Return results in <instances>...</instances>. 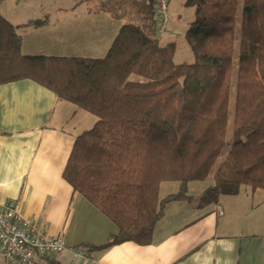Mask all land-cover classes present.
I'll list each match as a JSON object with an SVG mask.
<instances>
[{
  "label": "trees",
  "instance_id": "trees-1",
  "mask_svg": "<svg viewBox=\"0 0 264 264\" xmlns=\"http://www.w3.org/2000/svg\"><path fill=\"white\" fill-rule=\"evenodd\" d=\"M122 1L133 22L121 25L102 57L25 54L0 10V84L32 79L96 117L77 136L63 176L119 226L107 245L149 244L167 201L193 198L188 183L208 178L230 130L233 141L199 205L243 186L264 192V0H187L195 7L186 32L195 61L179 64L176 43L160 42L157 0ZM165 181H179L180 190L161 198Z\"/></svg>",
  "mask_w": 264,
  "mask_h": 264
},
{
  "label": "crops",
  "instance_id": "crops-1",
  "mask_svg": "<svg viewBox=\"0 0 264 264\" xmlns=\"http://www.w3.org/2000/svg\"><path fill=\"white\" fill-rule=\"evenodd\" d=\"M91 2L2 0L0 10L16 25L25 54L102 57L118 31L109 13L88 7ZM84 4L87 9L78 10ZM95 122V116L32 79L0 84V200L16 202L31 222L65 235L69 247L54 256L56 263L264 264V192L247 190L251 200L259 195L254 206L260 209L252 230H238L249 223L231 215L247 203L242 189L221 196L218 203L194 201L213 178L190 181L191 200L167 201L151 243L107 245L119 226L63 176L77 136ZM174 182L161 183V198L180 190L181 183L177 192L169 191ZM75 246L87 254L75 255ZM0 259L7 264L1 254Z\"/></svg>",
  "mask_w": 264,
  "mask_h": 264
},
{
  "label": "rangeland",
  "instance_id": "rangeland-1",
  "mask_svg": "<svg viewBox=\"0 0 264 264\" xmlns=\"http://www.w3.org/2000/svg\"><path fill=\"white\" fill-rule=\"evenodd\" d=\"M187 0H169L168 3V21L166 23V29L162 31L160 28V23L158 19L159 24V37L161 44H166L168 42H175L176 43V53L174 56V62L179 63H193L195 61V56L192 52V49L190 47L189 41L186 37L187 29L190 25V23L195 18V7L192 5H189L186 3ZM93 8H104L106 7L105 11L109 13L111 19L109 21L113 22L114 31H119V28L124 23L133 22V18L131 17L130 9L128 6H125L122 0H92L91 4L89 3L88 7ZM126 8V11H125ZM87 9V5L84 4L82 7H80L78 10H84ZM109 9V10H108ZM111 10V11H110ZM128 10V11H127ZM113 11V12H112ZM113 15V16H112ZM110 22V24H111ZM118 27V30H117ZM238 46H239V39L236 41V53L234 57V65H233V72H232V87H231V103H230V114H229V123L230 128L232 126V122L234 119L235 114V95H236V83H237V61L239 57L238 53ZM133 80H146L147 78L145 76L132 74L131 78ZM233 137L231 134V130L229 132L228 142L225 145L224 151L222 156L219 158L215 166L213 167L212 172L208 176V179L213 178L214 172L219 168L222 161L224 160L226 153L228 152L230 143H232ZM203 181L204 183H207V180ZM212 183V182H211ZM169 184V183H168ZM174 188H169V191H176L178 189V186H180L179 181H175ZM247 190H250V187L243 186L242 187V196L246 198L247 203H243L238 205V210L233 211L231 215L234 218H238L242 222L244 219L245 223L244 227L241 225H238V230L243 229H249L252 230L255 224V214H257V210L254 205H256L258 202V196L256 195L254 200L250 199L247 195ZM259 192H263V190L259 189ZM178 191V190H177ZM176 191V192H177ZM189 192V191H188ZM165 191H163L162 196L164 197ZM264 194V193H263ZM195 202H199V199L194 200ZM253 201V202H252ZM252 202V203H251ZM254 203V204H253ZM252 204V205H251ZM242 211L244 213H242ZM215 214V213H214ZM248 227V228H247ZM0 264H6L4 260L0 259Z\"/></svg>",
  "mask_w": 264,
  "mask_h": 264
},
{
  "label": "built area",
  "instance_id": "built-area-1",
  "mask_svg": "<svg viewBox=\"0 0 264 264\" xmlns=\"http://www.w3.org/2000/svg\"><path fill=\"white\" fill-rule=\"evenodd\" d=\"M169 0H157V18L166 29ZM63 234H53L27 218L14 201L0 200V254L7 264H58L54 256L68 248ZM75 255L85 256L80 246L71 248Z\"/></svg>",
  "mask_w": 264,
  "mask_h": 264
}]
</instances>
